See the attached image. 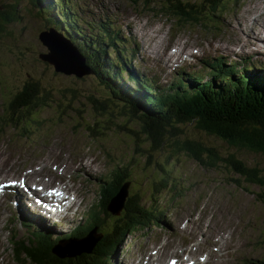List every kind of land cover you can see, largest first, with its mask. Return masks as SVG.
Here are the masks:
<instances>
[{
  "label": "trees",
  "instance_id": "obj_1",
  "mask_svg": "<svg viewBox=\"0 0 264 264\" xmlns=\"http://www.w3.org/2000/svg\"><path fill=\"white\" fill-rule=\"evenodd\" d=\"M27 1L30 14H35V19L41 21L45 28L47 26L52 35L61 37L54 30L57 25L61 26V21L53 12L50 13L54 8L53 2L45 0L44 5V0ZM144 1L148 3L149 0ZM221 1L206 0L209 4ZM13 2L0 0V58L12 61L14 74L22 80L21 88L12 94L7 109L15 125L26 128L38 114L56 107L64 109L67 115L90 116L103 125L108 123L123 130L129 127L131 132L132 125H135L148 143L145 152L148 154L146 166L149 171L144 180L157 200L167 189H175L176 185L168 183L164 176L155 180L151 173L158 169L162 159L163 165H167L184 157L208 171L226 169L224 171L231 176L230 181L238 185L246 183L259 187L262 190L257 189L256 198L264 202V175L260 165L241 158L245 153L264 157L263 79L247 81L246 77H255L256 74L245 68L232 72L221 66L209 65L208 75L196 77L201 89L195 95V101L188 100L162 111L150 105L149 96L144 95L141 102H134L129 91L122 92L114 86V75L104 67V57H98L96 49L86 45L79 47L82 56L76 60L87 70L83 75L59 70L48 59L53 51L47 58L42 53L31 51L17 32L20 16L11 6ZM59 15L63 21H69L67 11ZM70 34L73 36L72 31ZM43 35L51 36L49 33ZM175 87L182 91L187 83L178 80ZM144 199L145 194L140 191L129 200L124 219L115 223L113 234L98 242L91 255L61 260L46 251L40 256L30 255L32 261L38 264H99L108 251L120 245L124 236L139 226L146 212ZM101 205L103 208L104 202Z\"/></svg>",
  "mask_w": 264,
  "mask_h": 264
},
{
  "label": "rangeland",
  "instance_id": "obj_2",
  "mask_svg": "<svg viewBox=\"0 0 264 264\" xmlns=\"http://www.w3.org/2000/svg\"><path fill=\"white\" fill-rule=\"evenodd\" d=\"M4 1L6 3L14 1L11 6L14 7L20 16L17 32L31 51L49 54L50 51H48L42 43L44 39L53 47H55L54 44H61L59 37L54 35L49 37L54 42L53 44L49 38L47 39L43 35L49 32L50 29L47 28V26L45 28L41 21L35 19V14H30V5L27 0L23 2H17L15 0ZM152 1L153 2L146 7L142 0H138L137 2H133L132 0H74V2L77 3L81 23L80 27L84 31V37L87 38L90 34L98 32L97 27L95 28V23L107 19L115 25L114 27L116 30L123 29V25L127 24L124 15L125 9L129 8L131 5L137 9L143 10L146 14H153L157 19L169 14L163 10V3L160 0ZM43 3L45 5V0ZM246 10H250L249 12H252V14H243ZM35 11L39 12L38 9ZM52 12L55 14V8L50 9V13ZM234 13H238L239 16L237 17L247 20L253 17L251 21L246 22V25L249 29H255L257 24H263L264 22V0H240L238 6L230 2L225 12L222 13V31L205 30L198 24L188 25L178 31L179 40L185 41L188 47H197L200 49V55L197 57L198 61L194 62L196 65L199 61L210 58V55L218 54L215 50L217 38L221 39L223 45L230 44L231 42H239L245 58H249L256 54L254 49L246 45L248 36L252 38L251 30L242 22L233 20L228 22L234 27V30L244 33L246 35V37H244V35L242 36L233 31L232 28L224 23L227 18L234 16ZM85 21L89 24H85ZM166 24H168V22ZM165 28H167V26ZM133 29H135V27H133ZM54 30L63 34L58 28H54ZM253 35L259 36L260 31H253ZM257 40L258 39L255 40L256 43H258ZM159 41H162V39L160 38ZM154 43L155 41L152 39L148 44H142L139 60L137 62L138 71L144 75L160 74L162 78L160 80V85L164 86L172 82L173 74L167 73L165 67L157 60L155 54L152 53V51H154ZM133 45V43L124 44L123 48H130L133 47ZM66 46L69 47V45ZM110 52H112V50H110ZM110 56L113 58L114 54L110 53ZM229 58L233 59V55H229ZM48 59L54 61L52 57ZM233 61H235V59H233ZM240 61L241 60L238 62ZM142 62L145 65H143ZM253 64L258 65L259 62L255 60ZM58 65L59 70H63L66 73L73 72L72 69L67 68L63 64ZM191 71L199 72L200 70L198 68H192ZM86 72V69H82L78 74L83 75ZM21 81L22 80L17 78L13 72L12 61L7 60V58H0V182L12 178L19 179L21 176H24V173H26L30 167L28 165L25 166L23 160L31 162V154L34 150L42 151L44 148L58 150L60 147L65 149V144L69 142L70 139L78 141L81 144L87 142L86 138L97 137L112 153L114 165H117L121 161H131L132 164L136 165L134 170L136 176L134 181L130 182L129 192L133 193L135 191L134 182H137L136 189H141V191L145 192L146 198L143 202L145 206L150 205L152 201L154 205L167 211L166 216H176L180 213L181 209L186 210L188 207V209L192 210L194 206L198 204V198L203 195L202 202L205 212L200 216L201 221L198 226L195 227V225L189 224L185 231L189 233L187 239L181 240L174 248L166 252L163 250L158 253L157 257L159 262L166 263L170 257L181 258V251L188 247V250L194 258L203 255L200 264H262L261 261H264V202L256 198V192L259 190L261 192L262 189L254 186H250L249 188L252 192L240 189L238 185L230 181L231 176L224 171L226 170L224 168L208 171L197 167L190 161L191 159H185L184 157L172 160L167 165H163L164 159L160 161L159 157L160 165L158 169L151 173L153 179L158 180L164 176L168 179V183L180 186V191H182L183 194L177 197V192L173 193L171 190L167 189L163 195L155 201V197L152 196L153 193L147 188L148 185H146L144 180L149 171V168L146 166V157L148 154L145 152L148 143L139 127L132 125L133 132H131L128 130L129 127L123 130L112 124L107 123L103 125L99 120L95 121L90 116L80 114L73 116L67 115L64 109L57 107L38 114L40 119L39 123L33 125L31 128L33 136H39L47 129L52 130L54 133L48 138L47 143L39 144L38 147L32 146L30 141L23 135L18 134L14 128L1 123V116L4 115L5 110L9 106V102L12 100V94H15L16 90L20 89L22 86ZM123 86L122 83L120 87ZM92 127H94L93 131L91 130ZM77 134L79 135L77 136ZM140 146L143 148H139ZM241 158L251 164L258 163L264 175V157L245 153ZM51 159H53V157L49 155L45 159V162L47 163ZM101 166L102 165L97 166L99 171L104 170ZM105 170H109V164H107ZM78 171L86 174L93 181L97 179V177L91 175V173L94 174V172H92V168H88L87 165L80 164L78 166ZM245 185L247 184L245 183ZM171 199H175V204H172L173 201ZM86 202L87 199H85V203ZM98 204L101 205V199L99 198ZM119 205L120 203L114 206L115 211L113 212L115 216L120 218L121 212L119 211L121 208H119ZM0 206H2V203ZM8 214L10 213H7V215ZM193 215L194 213L191 215L187 214V216L184 215L183 218L185 219L188 216L192 217ZM220 221L226 226V231L224 232L225 236H228V245H230L235 252V255L231 258L226 257L229 252L228 250L222 253L223 258L218 256L214 250L212 237L218 234L221 227ZM5 223L6 216L0 219V224ZM71 223L73 222L71 221ZM76 223H78L77 220ZM184 226L185 224H182L178 229L184 228ZM155 230L162 233H170V229L167 226L161 229L155 228ZM132 236L134 235H131L130 238ZM6 237L7 233H4L1 237V241L4 245H7ZM129 242L130 240L128 243ZM63 246L65 248L68 247L66 244ZM5 253H9V251L6 250L3 254ZM162 256L164 257L162 258ZM9 257L11 256L9 255ZM245 257H250L251 259L254 257L255 260L245 263L243 261ZM143 264H145V259L143 260Z\"/></svg>",
  "mask_w": 264,
  "mask_h": 264
},
{
  "label": "bare ground",
  "instance_id": "obj_3",
  "mask_svg": "<svg viewBox=\"0 0 264 264\" xmlns=\"http://www.w3.org/2000/svg\"><path fill=\"white\" fill-rule=\"evenodd\" d=\"M260 16H261V14H260ZM258 20V19H257ZM254 23V22H253ZM264 23V22H263ZM41 34H43V33H41ZM40 34V35H41ZM251 35H252V38L251 37H249L248 36V39H247V43H246V45H248V46H254V47H256L257 49H259V48H261L260 46H259V44L258 43H256V39H259L260 38V35L259 36H256V35H253V30H251ZM40 37V36H39ZM249 41H250V43H249ZM60 45V51H61V54H63V55H65L66 56V54H68L69 55V52L67 51V49L65 48V46H63L62 44H59ZM163 42H161L158 46H157V49H161L163 46ZM44 46L48 49V51H53V48H52V46L49 44V43H44ZM49 52V53H50ZM221 53V52H220ZM44 56H46V55H48V54H43ZM47 58V57H46ZM54 61L53 62H55L56 63V65L59 67V65L58 64H60V65H62L59 61H58V59H53ZM64 62V61H63ZM64 66H66L67 68H69V69H72V71L73 72H76V73H80V71L82 70V68L79 66V65H77L75 62H71V61H69V63L67 64V65H64ZM87 168V167H86ZM91 175H94L95 177H97V175L94 173V174H92L91 173ZM82 197V196H81ZM81 201L82 202H84L85 203V199H81ZM116 204V203H115ZM112 209L113 210H115L114 209V205L112 206ZM164 256H162V258H163ZM161 260V259H160Z\"/></svg>",
  "mask_w": 264,
  "mask_h": 264
},
{
  "label": "water",
  "instance_id": "obj_4",
  "mask_svg": "<svg viewBox=\"0 0 264 264\" xmlns=\"http://www.w3.org/2000/svg\"><path fill=\"white\" fill-rule=\"evenodd\" d=\"M45 41H43L44 43L46 42V43H49L46 39H44ZM50 44V43H49ZM51 45V44H50ZM52 46V45H51ZM52 48H53V51H56L62 58H64V59H67L68 61H71V62H73V59H72V56H70V55H68V54H66V56L65 55H63V54H61V51L60 50H58L57 48H55V47H53L52 46ZM47 56H49V55H46L45 57H47ZM84 68V67H83Z\"/></svg>",
  "mask_w": 264,
  "mask_h": 264
},
{
  "label": "snow or ice",
  "instance_id": "obj_5",
  "mask_svg": "<svg viewBox=\"0 0 264 264\" xmlns=\"http://www.w3.org/2000/svg\"><path fill=\"white\" fill-rule=\"evenodd\" d=\"M0 191H3V186H0Z\"/></svg>",
  "mask_w": 264,
  "mask_h": 264
}]
</instances>
